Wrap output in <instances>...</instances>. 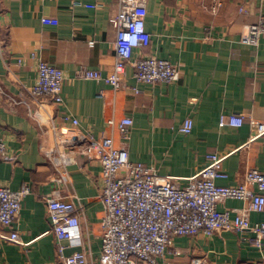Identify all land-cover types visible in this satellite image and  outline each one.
Here are the masks:
<instances>
[{
	"label": "crops",
	"instance_id": "obj_1",
	"mask_svg": "<svg viewBox=\"0 0 264 264\" xmlns=\"http://www.w3.org/2000/svg\"><path fill=\"white\" fill-rule=\"evenodd\" d=\"M220 1L216 7L214 0H147L151 43L135 55L170 61L178 67L179 79L139 83L127 65L125 86L114 89L76 73L79 64L105 75L113 71L116 30L111 19L119 0H0V139L7 149L0 182L12 190H31L13 228L22 243L0 239V264H64L46 207L47 196L57 192L77 196L83 205V239L63 241L64 255L86 251L99 264L101 167L79 156L66 168L67 182L58 183L54 179L60 167L47 155L57 145L55 130L75 129L63 119L66 115L79 120V130L111 137L117 147L124 139L109 121L132 118L126 141L130 160L174 177L182 186L207 165L210 154L224 157L226 177L217 179L221 186L243 183L252 168L264 171V136L251 140L250 125L264 120V36L257 46L241 42L248 26L264 17V0ZM45 16L58 24H43ZM40 61L62 70L63 104L30 94ZM230 115L245 123L221 125V118ZM187 118L193 121L189 134L181 132ZM242 207L235 199L219 205L220 210ZM250 218L261 222L263 215L255 212ZM253 237L236 231L176 237L161 263L264 264V248Z\"/></svg>",
	"mask_w": 264,
	"mask_h": 264
},
{
	"label": "built area",
	"instance_id": "obj_2",
	"mask_svg": "<svg viewBox=\"0 0 264 264\" xmlns=\"http://www.w3.org/2000/svg\"><path fill=\"white\" fill-rule=\"evenodd\" d=\"M147 0H119L118 13L111 19L116 30V61L111 73L78 65L77 77L103 81L114 89L125 86L124 74L127 65L133 67L134 78L139 83L170 84L179 79L177 66L156 56H136L135 51L151 43V35L145 24ZM220 6V0H214ZM89 7H93L90 5ZM241 12L244 9L241 8ZM43 24L57 25L50 17L42 18ZM264 36V17L257 24L248 26L241 42L257 46ZM93 44V42H90ZM37 83L29 89L36 100L50 99L63 104L65 77L61 69L40 61L37 66ZM137 90V89H136ZM99 97H103L102 92ZM75 129L55 130L57 145L48 150V157L59 168L55 182L68 180L67 166L77 157L96 161L101 167L103 182L101 201L103 205L101 254L99 264H162L161 259L180 236L195 237L200 234L212 236L221 231H236L253 234L254 244L264 248V171L250 169L243 183L221 186L217 179L226 177L222 170L223 156L210 154L207 165L189 178L187 184L179 185L176 178L161 176L152 167L130 160L127 139L133 125L126 116L117 123L124 145L117 147L111 137H94L79 130V120L69 115L63 117ZM245 119L230 115L221 118V125L241 127ZM251 140L264 136V120L251 121ZM193 121L187 118L181 132L191 133ZM7 149L0 139V162ZM28 186L12 190L0 182V239L21 244L14 225L18 220L24 199L30 194ZM228 199L240 200L244 207L220 210L219 205ZM51 232L58 243V253L64 264H93L86 251L64 255L65 240L83 239L82 200L77 196H61L58 192L46 198ZM263 215L261 222H252V213ZM10 233L6 234L5 231Z\"/></svg>",
	"mask_w": 264,
	"mask_h": 264
}]
</instances>
